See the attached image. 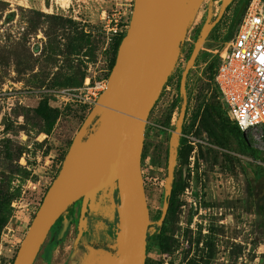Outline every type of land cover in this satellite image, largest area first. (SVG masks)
Wrapping results in <instances>:
<instances>
[{"label":"rangeland","instance_id":"1","mask_svg":"<svg viewBox=\"0 0 264 264\" xmlns=\"http://www.w3.org/2000/svg\"><path fill=\"white\" fill-rule=\"evenodd\" d=\"M239 1L230 0L214 24L223 0H200L193 5L168 88L162 90L147 118L141 171L151 224L165 209L171 154L175 156L174 173L180 166L182 141L195 147L191 145L193 159L188 158L183 169L188 192L179 196V208L165 221L171 247L162 253L147 242L145 264H263L264 238L258 228L263 217L244 189L251 173L242 172L237 160L244 168L251 161L264 167V153L246 138L245 144L255 149L254 158L245 151L223 150L197 138L195 126L191 128L197 105L207 104L213 96L214 83L204 68L224 46ZM132 6L133 0H0V192L12 199L8 220L0 231V264H12L91 109L83 103L91 98L84 86L107 81L117 39L107 43V30L117 25L124 33ZM195 50L185 79L187 101L177 135L182 97L176 80ZM77 82L81 85H62ZM42 100L57 114L48 134L35 113ZM117 198L115 185L91 198L89 211L99 219L93 225L84 224L79 238L81 200L75 202L52 226L33 264H80L91 249L106 251L102 246L113 255L112 239L102 241L86 232L104 230L117 237ZM149 234L153 236V227Z\"/></svg>","mask_w":264,"mask_h":264},{"label":"water","instance_id":"2","mask_svg":"<svg viewBox=\"0 0 264 264\" xmlns=\"http://www.w3.org/2000/svg\"><path fill=\"white\" fill-rule=\"evenodd\" d=\"M229 1L223 0L213 24L220 19ZM187 21L185 0H133L130 20L105 88L72 139L12 264H33L52 226L70 205L81 200L79 238L91 198L112 185L116 186L118 197V231L111 264H145L151 225L141 171L145 127L175 66ZM196 53V50L192 52L179 82L182 105L177 135L185 115V79ZM243 140L246 143L245 137ZM174 157L172 153L168 170L170 184L165 209L157 221L159 227L167 212ZM257 200L264 221V194ZM63 230L64 224L60 234Z\"/></svg>","mask_w":264,"mask_h":264},{"label":"trees","instance_id":"3","mask_svg":"<svg viewBox=\"0 0 264 264\" xmlns=\"http://www.w3.org/2000/svg\"><path fill=\"white\" fill-rule=\"evenodd\" d=\"M249 0H240L238 9L234 12V14L231 17L229 29L226 34V40L225 42L229 41L232 37L235 28L241 18V15L243 14ZM125 32H121L116 37L114 43V58L111 63V67H113V64L115 62V57L117 53L118 46L121 42V39L123 38ZM219 58L216 56L211 62H209L205 68H204V74L208 77L209 81H213V77L215 74V70L218 66ZM82 76L81 78H83ZM178 87L180 82V75L177 77L176 80ZM170 82V78L166 81L163 90L166 85ZM63 86H79L81 85V82H77L74 84L71 83H63ZM213 96L207 104L203 105L202 103L198 104L196 107V110L191 118V128L195 126L194 135L203 140L204 142L211 143L223 150H227L230 152H237L238 150L245 151L246 153H249L253 156H255V149L250 147L249 145L242 143V136L243 133L239 130V128L231 122L225 114L224 107L221 103V100L219 98L217 87L214 85V88L212 89ZM36 115L43 121L44 123V131L46 134L50 132L52 129V126L56 120L57 114L55 110L48 107L46 100H42L38 107L35 109ZM169 121V117L166 120ZM192 146L189 145L186 141H182L181 147L179 149V161L180 166L176 169V171L173 173V179L171 183L170 193L168 197V207L166 212V218L164 219L162 226L159 227L157 225V221L153 224H151L148 228V235H147V242H151L152 245L160 250L162 253H167L171 247V238L167 235V230L165 228V221L167 217H172L175 211L179 208L180 202H179V196L185 191L187 188V178L186 175L183 172L184 167L188 164V158L190 157V154L192 152ZM200 152V151H199ZM234 158V157H233ZM141 159H143V153L141 156ZM235 159V158H234ZM241 160H237L238 166L241 168V171L248 170L251 173V178L245 179V185L244 189L246 193L250 196H253L254 202L257 208V213L262 217L261 211H260V205L258 203V197L262 194H264V167L257 164L256 162H245V166L247 168L242 167L240 165ZM61 167V165H60ZM59 167V169H60ZM59 171V170H58ZM12 199L6 198L4 194L0 192V231L6 224L8 217H9V204ZM118 202V198H117ZM73 205V204H72ZM70 205L68 209L72 206ZM99 219V217L96 215V213L90 212L89 208L88 211L85 214V223L93 225L92 223L96 222ZM116 221H117V213H116ZM153 227L154 228V234L153 236H150L149 229ZM259 232L262 238H264V222L262 221L259 225ZM118 231V230H117ZM86 232L90 234V236L101 239L102 241H106L109 239H112L111 241L113 243L116 242V234L115 233H106L104 230L98 231L96 234ZM91 243V242H89ZM91 245V244H90ZM94 245V244H93ZM99 248V247H97ZM103 250L108 251L107 248H104L102 246Z\"/></svg>","mask_w":264,"mask_h":264},{"label":"built area","instance_id":"4","mask_svg":"<svg viewBox=\"0 0 264 264\" xmlns=\"http://www.w3.org/2000/svg\"><path fill=\"white\" fill-rule=\"evenodd\" d=\"M119 33L121 29L117 25L109 28L107 43ZM217 56L219 62L213 83L217 87L226 117L239 128L249 143L264 153L263 0H249L232 37L224 43ZM105 84L106 81L101 80L92 86H84L91 95V98L84 99L83 103L87 107L92 108ZM167 88L168 85L164 90ZM67 96L75 97L71 94ZM188 144L195 147L192 142ZM191 153H194V149ZM189 158L193 159V156ZM185 192H188V188Z\"/></svg>","mask_w":264,"mask_h":264},{"label":"bare ground","instance_id":"5","mask_svg":"<svg viewBox=\"0 0 264 264\" xmlns=\"http://www.w3.org/2000/svg\"><path fill=\"white\" fill-rule=\"evenodd\" d=\"M198 1H200V0H193V1L185 0L186 18L187 19L190 18V16L193 14L192 13L193 8H194L193 5L196 4ZM197 7H195V9ZM112 261H113V257L109 252H107V251L97 252L96 250L91 249L89 255L85 259L81 260L80 264H111Z\"/></svg>","mask_w":264,"mask_h":264},{"label":"flooded vegetation","instance_id":"6","mask_svg":"<svg viewBox=\"0 0 264 264\" xmlns=\"http://www.w3.org/2000/svg\"><path fill=\"white\" fill-rule=\"evenodd\" d=\"M190 56H191V55H190ZM190 56H189V58H190ZM189 58H188V59H189ZM188 59H187V61H188ZM186 64H187V62L184 64V66H183V68H182V71H181V74H182L183 71L185 70ZM181 74H180V78H181Z\"/></svg>","mask_w":264,"mask_h":264}]
</instances>
